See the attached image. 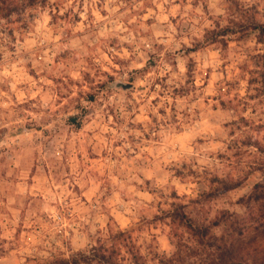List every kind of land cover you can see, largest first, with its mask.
Segmentation results:
<instances>
[{"label":"clouds","instance_id":"9594fccd","mask_svg":"<svg viewBox=\"0 0 264 264\" xmlns=\"http://www.w3.org/2000/svg\"><path fill=\"white\" fill-rule=\"evenodd\" d=\"M0 264H264V0H0Z\"/></svg>","mask_w":264,"mask_h":264}]
</instances>
